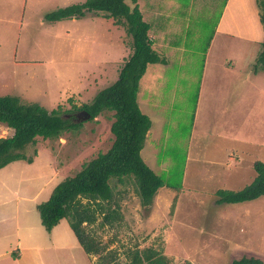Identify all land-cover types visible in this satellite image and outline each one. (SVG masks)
<instances>
[{
	"label": "rangeland",
	"instance_id": "rangeland-1",
	"mask_svg": "<svg viewBox=\"0 0 264 264\" xmlns=\"http://www.w3.org/2000/svg\"><path fill=\"white\" fill-rule=\"evenodd\" d=\"M82 1L0 0V95L70 117L68 111L75 115L118 77L131 53V37L121 25L95 13L55 22L43 17ZM224 2L137 0L154 47L169 60L148 65L139 82L140 108L151 116L141 156L164 182L180 183V193L162 186L143 205L132 177L116 184L119 222L100 226L98 218L87 230L119 264L130 260L129 251L150 246L162 249L170 264L264 259V196L215 204L217 189L242 188L255 176L253 162H264V71L256 61L261 41L246 38L254 35L249 28H230L246 37L216 32ZM229 14L234 21V10ZM112 121L113 111H104L78 120L59 138L37 137L25 150L32 163L19 159L0 169V199L45 201L59 181L111 146ZM7 128L0 123V137L11 135ZM26 204L18 202L0 222V252L26 241L37 250L24 252L20 264L99 263L98 255L87 257L67 218L48 233L35 207L24 211ZM11 257L0 256V264H17Z\"/></svg>",
	"mask_w": 264,
	"mask_h": 264
},
{
	"label": "trees",
	"instance_id": "trees-1",
	"mask_svg": "<svg viewBox=\"0 0 264 264\" xmlns=\"http://www.w3.org/2000/svg\"><path fill=\"white\" fill-rule=\"evenodd\" d=\"M259 20L263 26V39L257 63L264 71V0H256ZM86 13H95L112 19L121 25L131 37V53L120 67L118 77L109 85L97 91L91 102L82 104L89 120L104 111H113L110 131L113 134L111 146L85 162L81 169L59 181L52 189L48 199L36 205L40 222L47 232L64 218H67L79 245L87 255H98L97 264H119L114 252H105L107 246L88 230L98 218L100 226H113L119 222V204L114 188L132 177L136 184V194L140 203L148 205L157 190L168 186L180 193V183L169 185L156 174L141 156V149L151 126L150 117L143 113L137 102L139 82L149 64H166L167 56L154 47L149 31L151 24L142 17L137 0H84L77 4L56 8L46 14L44 19L55 22L67 18H79ZM71 114V113H70ZM61 113L59 109L46 110L38 103H22L15 95H0V123L12 132L0 137V169L7 164L24 160L32 163L33 156L25 154L28 145H34L36 138L56 139L80 123L75 115ZM77 120L74 122L73 120ZM33 155H36L34 150ZM255 176L240 189H217L215 204H231L251 201L264 196V162H253ZM115 180V185L110 180ZM130 260L124 264H170L162 249L155 247H136L129 251ZM183 264H193L184 261ZM229 264H264V259L255 255H242Z\"/></svg>",
	"mask_w": 264,
	"mask_h": 264
},
{
	"label": "crops",
	"instance_id": "crops-1",
	"mask_svg": "<svg viewBox=\"0 0 264 264\" xmlns=\"http://www.w3.org/2000/svg\"><path fill=\"white\" fill-rule=\"evenodd\" d=\"M231 9H233L234 12H235L236 18L234 19V21L231 19V15L229 14V10H231ZM246 20H248V22ZM252 20H254L253 21V24L250 23ZM230 28H235V30L238 31V32H241L240 31L241 29L243 30L244 28H249L250 31L254 35H251V33L248 32L247 33V36H250V37H246V36L242 35L241 33L231 31ZM237 28H239V30ZM262 29L263 28L260 25L259 12H258V7H257V4H256V0H225V2L223 4V9L221 11V14L219 16V19H218L217 24H216V27H215V30H216L217 33H224V34H227V35L230 34V35H237V36L239 35L241 37L244 36L246 38H253V39H256L255 41H261V42H262V39H263V30ZM252 36H254V37H252ZM168 61L169 60L167 58V63H168ZM148 69L149 68L147 66L146 71H148ZM146 71H145L144 75L147 74ZM206 72H207V70L205 68L203 70V73H205V74H204V76L202 78L201 87H202V85H205L204 83H205V80H206V77H205ZM142 77H141V79H142ZM138 91H139V89H138ZM138 100H139V98H138V93H137V102H138V105H139L140 103H139ZM139 107H142V105L140 104ZM140 109H141V111L143 113H145L148 116H150L149 113H147L149 111H144L142 108H140ZM150 118H151V116H150ZM141 151H142V149H141ZM12 196L14 197V200H13V198H12V200H10L9 198H4L3 200H2V198L0 199V222H4L5 223L6 220L9 219V217L7 215V212L8 211H16V209H18V202H20V201L22 203L27 202V204L23 207L24 208V211L26 213L28 212L30 206L32 208H34V207L36 208V205L39 203V202L35 203L34 199L29 198V197H26V196H20V197L15 196V195H12ZM29 200H30V202H28ZM10 204H13V206H10ZM24 223L25 224L28 223V216L27 215L24 216ZM31 229H32L31 227H27V231H29ZM63 230H65V229H63ZM48 233H50V232H48ZM68 240L75 242V240H71V237H69ZM17 243L18 242H16V244L13 247L11 245H9L6 249H4L3 251H1L0 252V256H4L5 257L4 260H6L9 255H12L11 259L12 260H16L17 264H20L21 259L23 258L24 252L37 250L36 247L27 244L26 241H25V244L24 245H21V246L18 245ZM43 245H46V244H43ZM15 247H17V249ZM87 257H88V255H87Z\"/></svg>",
	"mask_w": 264,
	"mask_h": 264
},
{
	"label": "water",
	"instance_id": "water-1",
	"mask_svg": "<svg viewBox=\"0 0 264 264\" xmlns=\"http://www.w3.org/2000/svg\"><path fill=\"white\" fill-rule=\"evenodd\" d=\"M77 120H85L90 117V114L86 110H82L75 114Z\"/></svg>",
	"mask_w": 264,
	"mask_h": 264
},
{
	"label": "flooded vegetation",
	"instance_id": "flooded-vegetation-1",
	"mask_svg": "<svg viewBox=\"0 0 264 264\" xmlns=\"http://www.w3.org/2000/svg\"><path fill=\"white\" fill-rule=\"evenodd\" d=\"M80 111H82V110H80ZM80 111H78V112H80ZM78 112H76V113H78ZM76 113H75V114H76Z\"/></svg>",
	"mask_w": 264,
	"mask_h": 264
}]
</instances>
